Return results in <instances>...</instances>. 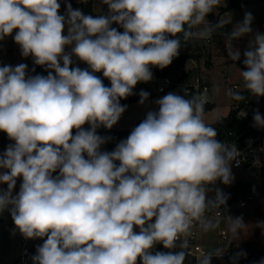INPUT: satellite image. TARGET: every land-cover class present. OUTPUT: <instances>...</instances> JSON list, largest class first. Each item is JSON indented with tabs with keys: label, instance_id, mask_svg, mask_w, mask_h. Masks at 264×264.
<instances>
[{
	"label": "clouds",
	"instance_id": "1",
	"mask_svg": "<svg viewBox=\"0 0 264 264\" xmlns=\"http://www.w3.org/2000/svg\"><path fill=\"white\" fill-rule=\"evenodd\" d=\"M94 2L98 13L87 14L63 0L61 14V0H0V41L11 37L33 64L0 66V132L10 141L0 152V215L11 216L13 235L43 241L32 264H186L193 237L219 228V217L226 243L194 258L223 259L250 224L228 214L230 194L217 186L234 182L241 152L218 139V108L207 122L210 95L184 88L159 97L111 151L104 146L114 138L98 129L118 124L128 108L121 100L153 80V67H168L190 41L231 23L207 19L225 0ZM253 20L246 11L225 33L224 59L236 64L243 55V88L226 92L238 102L264 97V33ZM245 37L241 53L235 42ZM138 95L139 105L149 101L148 91ZM252 120L264 129L258 109ZM254 227L264 234V221ZM246 256L241 249L230 264Z\"/></svg>",
	"mask_w": 264,
	"mask_h": 264
},
{
	"label": "rangeland",
	"instance_id": "2",
	"mask_svg": "<svg viewBox=\"0 0 264 264\" xmlns=\"http://www.w3.org/2000/svg\"><path fill=\"white\" fill-rule=\"evenodd\" d=\"M223 2V0H222ZM93 3V10L92 14L98 13V8L96 6V3L94 0H92ZM229 2L228 0H225V6L221 8H217L215 10V13H211V17H208L209 21L212 23L211 20H217L219 19V16L224 13L225 9L227 8ZM251 12L254 20L252 23V28L254 31H259L260 33H264V0H244V3L236 8V7H229L228 12L224 15L223 19L230 20L231 24L225 25V28L223 31L217 32L213 35L212 41L209 44V50H210V56L212 57V47L214 44H217L215 46V50H213V58L210 63H204L202 59H200L197 64L193 62H187L186 66L187 70H193L197 71L196 74L191 75L192 79L199 74V76H202L206 78L211 83V88L209 90V95L211 97V100L215 101V106L209 110V112L206 115L207 120H212L213 117V110L219 109L221 115H226L229 112V104L232 103L234 100L230 99L226 92L228 90L227 84L225 81L228 82L235 81L240 76V69H244V65L242 63L243 55L241 57L240 61H237L236 64L231 63V61H226L224 59L223 55H226L224 51V40L226 39L225 33H230L232 31L233 26L241 22L244 18L245 12ZM216 21V22H217ZM237 46L241 49V53H243V50L247 47L248 38H242L240 41L235 42ZM13 59L20 61L21 63H26L29 66V69L33 67V64L31 62L30 58H23L20 55V50H17L14 56H12ZM0 60L2 63H6L7 60H12L10 56H1ZM211 65V66H210ZM80 67H86L85 64L81 63L79 65ZM209 73L207 74L208 77H206L205 70L210 68ZM169 79H173L174 81H177L175 88L171 90H164V93L158 92L159 84L156 82H148V83H138L136 88L134 89L136 92V89L139 88V86H142L143 89H150L154 94L149 97V101L145 105H139L137 99L132 95L133 102L128 105L127 111L123 114L122 118L118 122L117 125H115V128H125L129 127L131 125H134L135 122L145 116L146 112L149 110H156L157 106L153 103L156 99L159 97L167 94L168 92H176L177 94H180V89L182 88L183 80H175L177 76H167ZM139 94V92H138ZM260 113L264 115V112ZM253 125V122L251 123V126ZM253 127V126H252ZM254 129H257L253 127ZM260 130V129H258ZM107 150V145L104 146ZM5 148H0V152H2ZM234 182L231 185H223L221 183H218L217 186L220 187L225 193H229L232 188H234L237 185V182H242L243 187L241 191L234 197L233 200L227 203L228 208V214H231L232 216H243L244 221L248 218L246 215L248 213H245V210L248 208H251L255 204H261L264 206V175L261 171H255L254 174L250 177H246L243 175H240L239 173H236V176ZM2 187V186H0ZM4 187V186H3ZM248 195H252L253 199L247 202L246 207H242L239 205L240 198H246ZM0 217L4 218V222L0 223V264H21L20 263V256L22 252V236L17 232L15 235L12 234V230L14 229L15 225L11 219V216L5 212L3 215H0ZM251 221H253L255 224L257 221H264L261 219V216H259L258 212L254 214L253 217H250ZM221 220L219 228H217L215 231H211V233H219L220 229L227 226L226 221H224L223 217L219 218ZM247 224L248 222L245 221ZM249 236V235H247ZM251 237V235L249 236ZM43 241L41 240H32L29 242V247L32 249V252L35 254L36 252V246L38 244H42Z\"/></svg>",
	"mask_w": 264,
	"mask_h": 264
},
{
	"label": "built area",
	"instance_id": "3",
	"mask_svg": "<svg viewBox=\"0 0 264 264\" xmlns=\"http://www.w3.org/2000/svg\"><path fill=\"white\" fill-rule=\"evenodd\" d=\"M80 8V7H76ZM212 41V37L207 40H202L204 46L206 49H204L202 54V61L204 63H210L212 61V58L210 56V50H209V44ZM31 59V58H30ZM189 62H193L197 64V60L191 59ZM159 84L160 92H163L164 90H171L175 88L174 85L177 81H174L173 79H169L168 77L163 78H157L156 76H153V80ZM182 88L180 89V94L183 95V89L187 88L189 89L190 93L192 94H208L209 90L211 88V83L204 77L199 76L197 74L193 79L192 77H188L183 80ZM227 84L228 89L229 88H239L242 90L243 88V82L242 78H239L235 81L228 82L225 81ZM255 97H249L244 102H238L233 101L229 104V112L226 115H221L222 119L219 123H214V127L219 129L221 125H223L231 116H233L236 120H246L247 125L250 131L248 129L243 130H229L225 137L221 138L220 140L227 141L229 143H235L240 153V164L239 166H235V164L232 167L233 175L236 176V173H239L240 175L250 177L254 174L255 171H261L264 169V129H254L251 126L252 121H249L247 118V115L256 107L254 106L253 100ZM264 101V97H260ZM216 102L211 100L210 103L206 105V115L215 106ZM259 110V109H258ZM261 112H264L263 110H259ZM242 112L246 113L245 116H243ZM207 122L211 123L212 120H207ZM19 183L20 180L17 182V191L19 189ZM219 182H217L218 184ZM6 188V185H4ZM252 195H248L246 198H240L239 205L244 207L248 201L252 200ZM223 211V209L221 210ZM221 218V217H219ZM199 234L193 237L192 239V254L191 257H189L186 260V264H196V260L194 257L199 256L201 253L206 252L204 247L200 244L198 239ZM221 238L222 240H225L227 238V234L225 230L221 231ZM32 240H25L22 237V252L20 256V263L21 264H32L31 256L34 255L32 252V249L29 247V242ZM164 251H167L166 249L162 248ZM227 255H232L230 252H227Z\"/></svg>",
	"mask_w": 264,
	"mask_h": 264
},
{
	"label": "crops",
	"instance_id": "4",
	"mask_svg": "<svg viewBox=\"0 0 264 264\" xmlns=\"http://www.w3.org/2000/svg\"><path fill=\"white\" fill-rule=\"evenodd\" d=\"M69 2L72 4L73 8H76L79 5L80 0H69ZM228 2H229V0H228ZM61 10L64 11L63 0H61ZM91 10H93L92 0H91ZM227 12H228V10L225 11L224 13H222L219 16V18L223 19L224 15ZM207 19H208V17H207ZM211 21H213V20H211ZM229 24H230V26H232L231 23H229ZM14 34L15 33H13V35ZM215 46H217V44H214L212 47V57L211 58H213V50H215V48H214ZM17 50H19V47H18V45H16L14 43V41L12 40L11 37H8L5 40L0 41V57L4 55V56H10L12 59V60H7L6 63H2V61L0 60V66H2L4 64H11V65L15 66V65L21 63V60L17 61V60L12 58V56H14V54L16 53ZM210 69H211V67L205 70L206 77H208L207 74L209 73ZM29 70H31V69H29ZM151 70L153 72V68ZM185 70H187V67H185ZM178 75L179 74H177V76ZM101 76H102V74H101ZM153 76H154V74H153ZM105 81L108 84H110V82L108 80L105 79ZM153 82H155V81H153ZM142 89H143V87L139 86V88L136 89V92L134 90V92L136 94L133 96L137 99L136 101L139 100L138 92H140ZM143 90L148 91L150 93V96H152V94H154L152 92V90L150 91V89H148L147 87H146V89H143ZM158 92H160L159 88H158ZM162 93H164V92H162ZM136 101H133V102H136ZM133 102L127 103L126 105H129ZM143 117H145V116H143ZM141 118H139L138 120H140ZM138 120L135 122V124L138 122ZM134 125H131V126L125 127V128H119V129L113 127L112 129H114V130H125V129H129V128L133 127ZM9 143H10V141L7 138V135L3 132H0V148H2V149L5 148ZM262 198H264V196ZM246 205L244 206V208L246 207ZM255 212L256 213L258 212L259 216H261V219L264 220V206L263 205L255 204L251 208L246 209L245 213H248L246 215V217H248V218L245 221L248 222L247 224H250L249 229L245 230L244 235L241 236L240 240H234L232 243V246L228 250L230 252V254H232V255L235 252L240 251L241 249L247 253L246 258H241L239 261V264H257L258 261H260L262 258H264V234H262L261 229L254 227L255 223L253 221H251V218H250V217L254 216ZM0 223H2V222H0ZM251 225H253V227ZM226 227H227L226 225L224 227H222L220 229V232L216 233V234L211 233V232H208L205 234H199V236H198L199 242L204 247L206 252H210L215 247L220 246V245H224L226 243V241L228 239L227 232H226L227 238L225 240H222V238H221V231L222 230L226 231ZM247 235H249V236L251 235V237H249ZM232 255H227V253H226L225 256L223 257V259H217L214 257L212 260V264H230L229 257Z\"/></svg>",
	"mask_w": 264,
	"mask_h": 264
},
{
	"label": "trees",
	"instance_id": "5",
	"mask_svg": "<svg viewBox=\"0 0 264 264\" xmlns=\"http://www.w3.org/2000/svg\"><path fill=\"white\" fill-rule=\"evenodd\" d=\"M244 3V0H229V4L227 6V8L224 11H227L229 9V7H240L242 4ZM77 7H80L84 10L85 13L87 14H92V10H91V0H88V3L86 4H82L81 2L79 3V5ZM61 14H63V11L61 10ZM208 17H211V13L208 15ZM217 20H213L212 23H216ZM122 31V30H121ZM204 49H206V47L204 46L202 40H192L189 42V45L182 47V49L180 50V53L178 55V57H176L172 64L169 65L168 67L164 68V69H159L156 67H153V74L154 76H156L157 78H163V77H167V76H177V74H179L177 76V78H175V80H184L188 77H190L193 74H196L197 71H193V70H185V66L186 63L189 62V60L194 59L199 61L202 57L203 51ZM36 73H40V74H45L44 70L39 67L36 66ZM97 75H100V73H98ZM102 78V76H101ZM105 85L110 86V84H108L105 80H104ZM251 97V96H249ZM248 97V98H249ZM133 97L129 96L127 99H123L121 100L122 104H127L130 103ZM254 106L259 109V110H263L264 109V101L262 98H254L252 99ZM145 117H142L140 120H138V122L131 128L129 129H125V130H106V129H98V133L100 135H108V136H112L113 142L107 144V150L111 151L114 147L115 144L121 140L126 138L130 131L137 126ZM243 129H248L250 131L251 128L249 129L248 125H247V121L246 120H236L233 116H231L223 125H221L218 129V139L220 140L221 138L225 137L227 132L229 130H243ZM262 174L264 175V169L261 170ZM243 187V183L242 182H237V185L232 188V190H230V192L228 194H230V198L228 199L227 203L230 202L231 200L234 199V197L241 191ZM157 250L159 251H164L162 248V245H157Z\"/></svg>",
	"mask_w": 264,
	"mask_h": 264
},
{
	"label": "water",
	"instance_id": "6",
	"mask_svg": "<svg viewBox=\"0 0 264 264\" xmlns=\"http://www.w3.org/2000/svg\"><path fill=\"white\" fill-rule=\"evenodd\" d=\"M254 110H257V108L253 109L248 115H247V118L249 121H252V116H253V112ZM4 221V218L0 217V222H3Z\"/></svg>",
	"mask_w": 264,
	"mask_h": 264
}]
</instances>
